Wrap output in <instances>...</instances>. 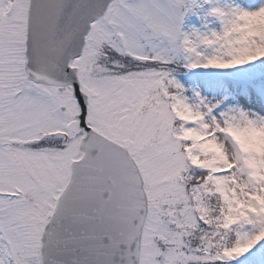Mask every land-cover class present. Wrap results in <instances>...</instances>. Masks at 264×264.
<instances>
[{"label":"snow or ice","instance_id":"1","mask_svg":"<svg viewBox=\"0 0 264 264\" xmlns=\"http://www.w3.org/2000/svg\"><path fill=\"white\" fill-rule=\"evenodd\" d=\"M0 264H264V0H0Z\"/></svg>","mask_w":264,"mask_h":264}]
</instances>
